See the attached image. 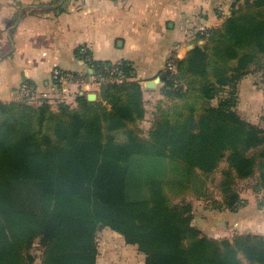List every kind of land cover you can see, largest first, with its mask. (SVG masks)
<instances>
[{"label":"trees","instance_id":"1","mask_svg":"<svg viewBox=\"0 0 264 264\" xmlns=\"http://www.w3.org/2000/svg\"><path fill=\"white\" fill-rule=\"evenodd\" d=\"M174 65L145 134L128 61L95 100L80 94L55 109L0 100V264H32L35 243L39 264H96L104 227L144 264H264V235L207 237L187 198L203 197L199 185L216 171L219 209L238 208L236 180L253 177L264 191V126L236 111L245 75L259 71L264 85V0H232Z\"/></svg>","mask_w":264,"mask_h":264},{"label":"crops","instance_id":"2","mask_svg":"<svg viewBox=\"0 0 264 264\" xmlns=\"http://www.w3.org/2000/svg\"><path fill=\"white\" fill-rule=\"evenodd\" d=\"M229 1L0 0V98L14 96L16 88L26 83L38 93L64 98L75 106L77 95L94 93L93 100L99 98L86 57L95 62L128 61L133 79L142 85L144 106H151L145 107L146 121H142L148 128L149 113L162 98L166 61L172 56L182 58L194 46V26L219 25L222 15L229 14ZM55 69L74 77L59 83L52 78ZM158 77L154 87L144 85ZM220 213V224L210 223L214 233L246 230L264 235V198L260 204L250 199L244 207L220 209ZM112 234L131 245L110 229L107 235ZM103 261L97 253L96 264Z\"/></svg>","mask_w":264,"mask_h":264},{"label":"rangeland","instance_id":"3","mask_svg":"<svg viewBox=\"0 0 264 264\" xmlns=\"http://www.w3.org/2000/svg\"><path fill=\"white\" fill-rule=\"evenodd\" d=\"M216 23L218 22L216 21ZM205 28H207L205 23L201 24V26H198V25L194 26L192 30V38H193L192 40H195L194 41L195 44L196 43L203 44L205 40V36H202L199 33V30H202ZM40 95H42V93H40ZM237 95H238V101L236 104V111L239 114V116L256 125L264 126V122L261 120V116L264 113V85L262 83L261 73L259 71H255V72H251L247 74V77L243 81L238 83ZM0 100H3V101L17 100V101L27 103L29 105H37V104L45 102L49 104L52 109H55L57 104L60 102L67 103V101L64 98L55 100V97L53 95L44 96L35 101L34 100L26 101L24 99L17 98L16 94H14V96L10 98H4V99L0 98ZM144 107H147V109L149 110L151 106L149 103H146V106ZM154 112L155 111L153 110V114ZM151 114H152V111L151 113H149V119H150L149 121H151L153 117V114L152 115ZM142 121H146V118H144ZM142 121L140 122V126L143 130V134H145L147 127H146V124L143 123ZM201 177L202 176H200V178H197V180L201 181L200 180ZM203 180L205 181V186L201 184L199 185L201 187L200 188L201 192H203L201 194H205V195L208 194L209 196L203 195V197H197L198 195L191 193L187 197L192 202V206H193L192 207V224L195 227H197L201 231L202 234H204L207 237L216 238V239L232 238L233 236L240 235V234H243V235L244 234H259L255 232H249L246 230L215 232V233L211 231L210 227H211L212 221L218 220L219 224L221 221V219H219L221 216L220 209L216 207V205L213 203L214 200L218 202L221 201V194L217 188L219 180H220L219 171H216L215 173L208 175L207 177H204ZM254 181L255 180L253 177L247 178V179H239L235 181L234 187L240 197V202H239L238 207H240L241 205H243L244 207L246 203L249 202L250 199H253L254 201H258L260 204L262 198H264L262 197V195L264 194V191L254 190L253 188ZM255 192L257 193L256 196H259L260 199H257L254 196ZM223 210L232 211V209H229V208H223ZM109 230H110L109 228L104 227V228H101L97 232V238H96L97 253L104 258V261L99 262V264H136L135 262L138 258H139L137 260L138 264L142 263L143 257L141 253L138 251L137 247L132 244L127 245L123 243V240L117 235L112 234L111 237L108 236L107 234ZM33 246L34 247H33L32 253L35 255V259L32 262V264H39V254H40L39 246L37 243H35ZM115 254H119V255L116 256Z\"/></svg>","mask_w":264,"mask_h":264},{"label":"built area","instance_id":"4","mask_svg":"<svg viewBox=\"0 0 264 264\" xmlns=\"http://www.w3.org/2000/svg\"><path fill=\"white\" fill-rule=\"evenodd\" d=\"M202 36L208 35V29L199 30ZM174 58L169 57L165 64V72L174 73L175 72V65H174ZM88 62V66L92 71L91 74V83L93 86H99L100 83L112 80H119L123 78L124 72L121 66L122 61H116L110 64H104L100 66L99 64L95 63L89 56L86 57ZM74 75L68 71H61L58 69L53 70L52 78L59 83H66L70 79H72ZM17 98L24 99L26 101H35L44 97L45 95L36 92L30 85L23 83L18 86L15 90Z\"/></svg>","mask_w":264,"mask_h":264},{"label":"water","instance_id":"5","mask_svg":"<svg viewBox=\"0 0 264 264\" xmlns=\"http://www.w3.org/2000/svg\"><path fill=\"white\" fill-rule=\"evenodd\" d=\"M189 49H191V48H189ZM161 76L164 77L165 76V73H162ZM159 81H160V78L158 77V78H155L154 80L146 81L144 83V85L146 87H154L156 85V83L159 82ZM94 97H95V94L94 93H88L87 94V98L88 99H92L93 100Z\"/></svg>","mask_w":264,"mask_h":264}]
</instances>
